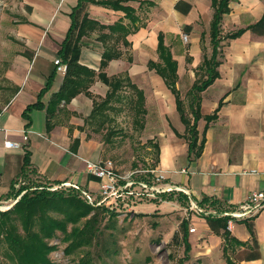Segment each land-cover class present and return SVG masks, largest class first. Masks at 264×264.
I'll return each instance as SVG.
<instances>
[{
  "label": "crops",
  "instance_id": "1",
  "mask_svg": "<svg viewBox=\"0 0 264 264\" xmlns=\"http://www.w3.org/2000/svg\"><path fill=\"white\" fill-rule=\"evenodd\" d=\"M152 1L155 5L146 8L148 14L150 8L155 10L153 12L161 8L163 17L167 13L173 14L181 20L183 30L191 33L189 55L177 57L172 48L171 40L178 36L177 27L167 33L162 27L155 29V20L147 19L145 27L128 36L131 46H120L123 51L130 50L133 60L125 59L124 52L121 58L110 61L106 71L108 75L127 71L132 82L144 90L146 115L163 118L161 123L155 122L146 129L148 139H153L160 147L158 160L151 167L165 170L169 185H178L187 191L164 193L163 196L173 195L172 199L167 200L174 203L173 207L168 209L155 207L149 211L145 210L146 207L136 206L129 210L142 218L165 219V226L169 230L164 232V242L176 234H180L184 242L181 223L192 215L186 231L191 245L187 257L190 258L191 251H194L197 239L202 240L199 244L203 246L201 251H194L197 257L200 254L205 257L216 256V252L223 254L224 236L209 225L207 217L211 215L192 213L189 206L193 200L207 210L231 211L251 193L264 189V59L252 58L255 52H264V31L247 28L264 15V0H230V11L223 16L222 31L227 17L233 29L228 33L247 29L235 38L222 40L221 63L217 66L219 76L200 93V111L203 115L214 113L221 100L223 103L216 119L208 122L201 117L197 121L200 139L205 138L202 153L198 157L189 156V144L184 136L186 124L177 109L175 94L165 79L150 69L148 64L150 60L159 59L158 35L162 31L165 43L171 47L178 61L177 88L185 100L184 87L189 86L188 93L194 83L202 78L203 71L199 66L204 55L212 52V0ZM77 2L0 0V207L13 200L11 193L18 189L16 184L22 176L27 182L30 181L29 188L42 184L71 183L76 189L92 193L99 189V180L87 171L84 161L85 158L99 159L100 152L98 141L89 136L91 130L87 121L91 119L94 107L90 95L80 92L69 103L62 105L50 130L46 108L36 107L28 111L27 116L23 114L29 104L39 99L41 89L55 71L54 60L59 57L61 43L72 24V8ZM128 3L139 8V0H129ZM87 12L90 17L106 24L114 23L124 16L120 10L86 2L77 11L76 19L80 21ZM201 17L209 20L210 53L206 52L204 44L205 30L200 34L195 33L194 24ZM75 36L76 30L67 46V55L71 53ZM96 37L97 32H93L85 38L80 61L98 70L104 46ZM224 40L231 42L226 56ZM189 56L192 57L190 61ZM64 72L55 71L50 89L41 97L43 103H48L52 94L60 88ZM215 86L217 92L209 93ZM108 89L109 86L101 80L94 81L89 88L91 93L102 97L106 96ZM150 107L155 109L154 114ZM25 135H28L27 140L24 139ZM7 140L19 142L22 147H7ZM26 150L30 151L31 157L30 164L24 169ZM250 169L257 172H246ZM173 216L176 224L173 219L167 218ZM244 218H250L260 254L256 258H243L241 264H264V207ZM244 218L236 219L230 231L237 239L252 244L249 227L246 221L241 220ZM194 219L200 221L192 225ZM161 225H155L153 231L159 234ZM191 226H195L196 230L190 231ZM230 245L235 248L239 244L232 242Z\"/></svg>",
  "mask_w": 264,
  "mask_h": 264
},
{
  "label": "trees",
  "instance_id": "2",
  "mask_svg": "<svg viewBox=\"0 0 264 264\" xmlns=\"http://www.w3.org/2000/svg\"><path fill=\"white\" fill-rule=\"evenodd\" d=\"M86 2H91L124 12V16L116 20L114 23L106 24L99 20L90 17L89 13H85L80 21L76 19L77 11ZM129 0H78L77 4L72 8L71 18L72 24L69 31L61 43V48L58 51L59 57L66 65L64 72V79L60 88L55 91L48 103H43L41 97L50 89L54 79L57 65L55 64V71L51 73L47 79L45 86L39 93V99L29 104L24 111V115H28V111L33 108H46L47 125L50 130L53 126V119L62 105L67 104L71 99L80 92H85L87 95H92L89 88L96 80H101L109 86L106 96L101 102L94 101V107L90 118L93 120L100 119V124L107 118L106 109L110 108V101L112 99H120L117 95L124 86H130L136 94L135 108L139 115L147 113L145 105V93L136 83L132 82L128 73L125 76L118 74L108 75L106 68L113 59L121 58L124 51L120 48L121 45L130 47L132 42L128 36L136 33L140 28L145 27L147 23L142 20L138 13V9H143L145 5L147 8L154 6L155 2L152 0H139V8L128 3ZM230 0H212L213 17L210 26L212 52L210 55L205 54L202 64L199 66L203 71L202 78L197 80L192 88L188 91L187 96L189 100L190 113L186 110V103L181 92L177 88L178 75V61L174 57L171 47L165 43V34L161 31L158 35L159 54L158 60H150L149 68L154 69L164 79L166 84L171 88L176 97L177 109L181 115L183 122L186 124L185 138L189 144V156L198 157L203 150L205 138L199 136L197 129V121L204 117L208 122L218 117V111L222 105V100L219 107L212 114L203 115L201 108V92L206 89L219 76L217 66L221 63L222 57V40L226 38H235L243 33L247 28L263 32L264 31V15L254 24L247 28H241L234 32L223 34L222 19L225 13L230 11ZM125 19H128L125 22ZM76 30L71 53L67 55L66 49L68 44L72 41V35ZM93 32H97L96 39L101 41L104 50L102 52L99 69L96 70L81 63L80 56L82 47L86 44L85 38L91 36ZM191 56L188 60H191ZM128 60L132 61L133 56L128 55ZM144 127V121L136 120ZM155 148L156 161L160 147L158 143H154L153 139H148ZM30 151L26 150L24 156L23 168L30 164ZM27 189L23 194L22 191ZM16 203L7 210L0 211V237L4 240L9 250L12 252L14 259L18 264H53L48 253L52 251L55 246L50 245L46 238L52 237L57 231L61 230L67 232V239L70 241L69 245L73 247L81 245L93 244L99 234L101 233V221L104 218V209H95L96 205L85 202L73 192L65 193L59 190H51L49 185H38L34 189L22 186L11 193V197L17 198ZM172 199V194H165L164 199ZM100 207V206H99ZM58 211L65 215L64 219L56 218L51 215V211ZM89 216V217H88ZM83 217L86 218L82 227L73 225L71 229L67 230L68 222H78ZM253 218V217H250ZM250 218L241 219L246 221L252 237V250L245 256L247 259L256 258L259 256V246L253 232ZM229 216L213 217L208 216L207 221L211 228L224 236L225 244L223 247L224 253H228L231 248V243L236 242L241 246H248L247 241L237 239L231 234L228 229ZM19 221L20 224H17ZM188 220H183L181 223L184 229V242L186 245V253L191 248L187 236ZM1 241V239H0ZM69 247V246H68ZM187 256V255H186ZM228 264H232V259L227 258ZM92 255L87 252L84 254L78 264H91Z\"/></svg>",
  "mask_w": 264,
  "mask_h": 264
},
{
  "label": "rangeland",
  "instance_id": "3",
  "mask_svg": "<svg viewBox=\"0 0 264 264\" xmlns=\"http://www.w3.org/2000/svg\"><path fill=\"white\" fill-rule=\"evenodd\" d=\"M146 8L147 5L143 9H138L142 20H155V29L162 27L167 33H171L173 28L177 27L178 36L172 38V48L177 57H181L182 55L188 56L190 53L189 41L191 33L183 30L181 20L174 17L171 13H167L166 17H163L160 7V10L158 9L159 11L157 12H153L155 10L150 8V14L147 13ZM224 22L223 34H226L232 29V26L229 24L228 17ZM194 26L195 33L200 34L205 30L204 44L207 47L206 52L210 53L208 18L201 17ZM185 35H188V39H185ZM230 43V41L226 40L223 42L225 56ZM124 52L125 59H128L129 54L132 55L129 49ZM252 58L254 60L264 59V52H255ZM126 73L128 72L122 71L116 74L125 76ZM188 88L189 86L187 87V85L184 87L183 96L185 97L187 111L189 112V100L186 93ZM217 90L218 88L215 86L209 93L215 94ZM91 94L90 96L93 98V101L101 102L104 99L99 94ZM117 95L120 96V99L114 98L110 101L109 105L111 106L106 109L107 118L102 124H100V119L98 120L97 118L87 121L91 130L89 136L94 137L98 141V151H100L98 157L99 159H112L121 172H128L140 167L152 168L156 161L155 148L151 142H147L149 134L146 129L152 127L155 122L161 123L163 118L153 115H144L143 118L142 115H139L135 108L136 94L130 86H124ZM150 110L152 114L156 112L153 107H150ZM141 119L144 121V127L140 125V122L136 121H140ZM19 180L24 181L25 184L27 183L25 187L29 188L30 181L27 182L25 176H22ZM35 187H30V189H34ZM55 190L65 193L73 192L87 202L74 187H62ZM18 198H20L19 195L17 196V200ZM14 199L9 202L11 203L10 207H0V211L10 209L16 203ZM163 200L166 202H163ZM167 200L169 199H164V196L161 194L160 198L143 201L137 200L134 207H146L145 210L149 211L154 210L155 207L166 209L173 207L174 203ZM114 201L111 200L107 203ZM94 208L105 210L103 213L105 216L100 224L101 233L97 240L93 244L73 247L69 245L70 241L67 239V232L57 231L52 237L46 238V241L50 245L55 246L48 253V257L53 264H78L81 257L87 252L92 255L91 264H228L227 258L232 259V264H241L243 258L252 250L251 244L246 247L236 245L234 250L230 249L226 254L223 251V254L216 252V256L205 257L200 254L197 257L194 251H201L203 247L199 244L202 240L197 239L194 243V251H191L189 258L186 256V245L180 238V234H176L173 238L171 235L169 241L164 242V232L166 233L169 230V227L165 226L167 225L165 219L161 220L160 217H158L160 220L148 217L142 218L141 215L133 214L125 207L110 208L97 206ZM50 213L56 218H65V215L58 211L54 210ZM191 216L187 219L188 221H190ZM134 218L135 221H133ZM167 218L173 219V223L176 224L174 216ZM85 220L86 218L83 217L76 223L68 222L67 230L69 231L73 225L82 227ZM197 221L200 220L194 219L192 225H196ZM161 223L162 230L157 234L153 229L156 228L155 225ZM17 224H20L19 221H17ZM0 239V264H18L7 243L1 237Z\"/></svg>",
  "mask_w": 264,
  "mask_h": 264
},
{
  "label": "built area",
  "instance_id": "4",
  "mask_svg": "<svg viewBox=\"0 0 264 264\" xmlns=\"http://www.w3.org/2000/svg\"><path fill=\"white\" fill-rule=\"evenodd\" d=\"M188 39V35H185ZM54 63L57 65L58 71H65L66 66L60 57H56ZM28 135L24 136L27 140ZM7 147L20 148L22 144L16 141H5ZM86 169L89 173L94 175L99 180V189L97 192H90L87 190H77L85 198V200L96 206H105L110 208L125 207L127 210L134 207L136 201L150 200L160 198V195L171 191H184L187 190L178 185H169L167 181V173L163 169L157 168H137L128 172H121L117 168L112 159H84ZM248 173L257 172L255 169L246 171ZM25 184L24 181H17V188H21ZM74 187L71 183L49 185L51 190L59 189L62 187ZM76 188V186H75ZM27 189L23 190V194ZM20 197V196H19ZM14 200L17 201V198ZM115 200L114 202H109ZM11 203L2 205L1 207H10ZM262 207H264V189L261 191L251 193L245 201L240 203L233 210L213 209L207 210L199 206L195 201L191 200L189 209L192 213L198 215H211L213 217L229 216L228 229L233 227L236 219L244 218L246 216L254 215ZM190 231H195L196 227L191 226Z\"/></svg>",
  "mask_w": 264,
  "mask_h": 264
}]
</instances>
